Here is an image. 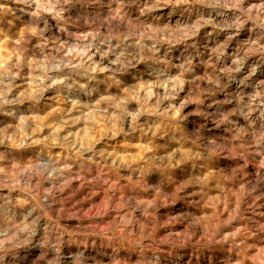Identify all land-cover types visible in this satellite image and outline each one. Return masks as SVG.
I'll return each mask as SVG.
<instances>
[{
    "label": "rangeland",
    "instance_id": "obj_1",
    "mask_svg": "<svg viewBox=\"0 0 264 264\" xmlns=\"http://www.w3.org/2000/svg\"><path fill=\"white\" fill-rule=\"evenodd\" d=\"M0 264H264V0H0Z\"/></svg>",
    "mask_w": 264,
    "mask_h": 264
}]
</instances>
